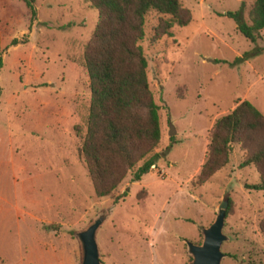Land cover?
<instances>
[{
    "label": "rangeland",
    "instance_id": "374dc122",
    "mask_svg": "<svg viewBox=\"0 0 264 264\" xmlns=\"http://www.w3.org/2000/svg\"><path fill=\"white\" fill-rule=\"evenodd\" d=\"M180 1L191 20L153 39L162 14L150 10L140 41L159 106L157 161L98 197L79 154L97 11L85 0H0V264H80L77 232L99 214L101 264H188L186 241H202L225 197L220 264H264V192L245 187L258 173L238 167L239 148L195 183L215 120L243 99L264 114V27L253 42L224 14L242 9L249 22L252 0Z\"/></svg>",
    "mask_w": 264,
    "mask_h": 264
},
{
    "label": "trees",
    "instance_id": "16d2710c",
    "mask_svg": "<svg viewBox=\"0 0 264 264\" xmlns=\"http://www.w3.org/2000/svg\"><path fill=\"white\" fill-rule=\"evenodd\" d=\"M85 1L96 9L97 20L83 51L90 101L79 154L95 195L112 196L129 172L131 180L137 181L158 158L159 106L149 88L147 59L140 44L145 35V16L150 10L162 14L152 36L158 39L171 35L174 24L186 25L191 11L180 0ZM224 14L235 20L236 29L250 41L261 37L264 0H252L249 22L244 20L242 9ZM249 53L240 58H247ZM1 54L0 47V67ZM233 145L242 153L238 167L253 165L258 173V181L245 187L264 192V114L248 99L237 102L213 123L195 183H204L224 167ZM124 195L115 196L114 202ZM259 229L264 235V214Z\"/></svg>",
    "mask_w": 264,
    "mask_h": 264
},
{
    "label": "water",
    "instance_id": "95a60500",
    "mask_svg": "<svg viewBox=\"0 0 264 264\" xmlns=\"http://www.w3.org/2000/svg\"><path fill=\"white\" fill-rule=\"evenodd\" d=\"M227 198L220 201L214 220L202 228L203 238L200 243L186 241L187 250L192 255L188 264H220L223 253L221 243L226 239L223 233L226 216ZM104 214L96 216L84 229L77 232L80 244V264H101L97 246V230L104 221Z\"/></svg>",
    "mask_w": 264,
    "mask_h": 264
}]
</instances>
